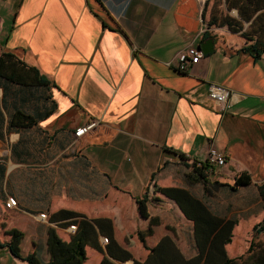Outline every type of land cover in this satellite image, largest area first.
<instances>
[{"label": "crops", "instance_id": "1", "mask_svg": "<svg viewBox=\"0 0 264 264\" xmlns=\"http://www.w3.org/2000/svg\"><path fill=\"white\" fill-rule=\"evenodd\" d=\"M209 4L0 0V50L35 66L49 81L50 98L34 107L40 113L34 124L19 127L7 124L13 107L0 101V244L8 239L5 230L16 229L20 252L37 255L38 249L46 260L47 229L67 241L76 229L72 221L86 220L101 252L85 247V254L108 258L110 234L130 255L126 261L142 262L162 238L188 259L197 253L192 224L156 192L173 187L212 215L236 220L224 250L228 257L245 255L241 241L255 240L260 233L253 237L252 227L264 218L257 190L264 179V52L244 50L251 42L225 27L200 32V18L208 26ZM207 38L211 50L199 49L195 64L176 71L175 53ZM209 84L233 93L223 110L207 95ZM91 120L95 126L75 138V128ZM210 144L225 162L207 176L206 192L187 174ZM241 172L250 182L236 187ZM146 187L147 198L158 200L146 202L144 218L135 199ZM59 211L76 216L50 219ZM0 250L9 253L5 245Z\"/></svg>", "mask_w": 264, "mask_h": 264}, {"label": "trees", "instance_id": "2", "mask_svg": "<svg viewBox=\"0 0 264 264\" xmlns=\"http://www.w3.org/2000/svg\"><path fill=\"white\" fill-rule=\"evenodd\" d=\"M228 8H236L241 20L258 22L264 18V0H224ZM207 4V1L205 2ZM259 11V12H258ZM217 11L210 9L207 14L206 24L225 26L233 33H238L246 41L251 43L244 47V50H254L255 52H264V40L256 39L251 33L242 30L240 21L232 20L224 15L218 18ZM258 12L254 17L253 15ZM253 17V18H252ZM259 26L256 31L261 30ZM49 81L40 73L35 66L28 65L21 59H18L14 53L0 50V88L2 90L1 104L7 103L13 107V111L7 119L9 126H30L35 123V116L39 115L37 110L32 108L26 110L19 105L26 102L28 97H34L36 89H40L42 99L46 104L50 102L48 88ZM8 101H7V99ZM49 111L44 110L45 115ZM204 164L195 165V161L190 164V171L187 174L191 182H200L203 189L209 192L207 186L210 185L205 173ZM250 182L248 174L241 172L234 177V186H245ZM213 186L222 185L213 183ZM230 190L233 186L228 187ZM258 195L264 206V179L257 185ZM157 194L172 201L184 219L192 224V237L197 249V253L186 259L174 249L166 238H162L154 247L149 248V253L142 262L132 260L131 264H264V245L255 243L253 238L248 241L245 255L237 257H228L225 253L224 246L231 241V232L236 224L234 219H222L212 215L205 206L197 199L193 198L187 191L180 188L160 187L156 190ZM147 187L143 196L135 199L136 209L141 217L147 218L146 202L149 200H158L156 196L147 198ZM76 216L70 211H59L54 216L69 218ZM76 229L65 242L61 240L53 228L46 231V260H40L34 253L22 254L19 249L21 233L16 229L4 231L8 237L7 241L0 244L5 245L9 253L26 264H82L86 260L85 247H90L97 252L101 249L97 241V232L93 225L86 220H73ZM96 222V221H95ZM154 221L149 220L146 234L150 233V227ZM253 237L262 233L264 236V218L252 227ZM142 234H139V240L143 243ZM105 252L108 258L117 261H126L130 255L120 248L111 235L107 236ZM104 256V255H103ZM106 257V256H105ZM110 261V260H109ZM113 264L112 261H110ZM99 264H105L99 262Z\"/></svg>", "mask_w": 264, "mask_h": 264}, {"label": "rangeland", "instance_id": "3", "mask_svg": "<svg viewBox=\"0 0 264 264\" xmlns=\"http://www.w3.org/2000/svg\"><path fill=\"white\" fill-rule=\"evenodd\" d=\"M210 9H215L217 11L216 13H217V16L219 19L222 18V16L226 15L232 20L240 21L242 30L249 31L251 33L250 35H253V36L255 35L254 37L256 39L264 40V18L259 19L258 22H252V23H251V20H252L251 18L248 21L241 20L238 16L237 9L236 8H228L226 6L224 0H210V4L208 6V11ZM258 12H256L253 15V17ZM210 26L213 28L225 27V26H218V25H210ZM259 26H262L263 29H262V31L259 30V32H258V30L256 31V29H258ZM42 94H44V93H41L40 89H36L34 92V97H32V98L28 97L26 102H24L23 104H20L19 106L21 108H25L26 110H31L34 107H38L40 104L44 103V100L42 99V96H43ZM224 193H225V195H227V193L230 194L227 188L224 189ZM0 217H1V214H0ZM176 230H178V229H176ZM0 234H1V230H0ZM248 239H249V235L247 237H244L242 241L239 240L242 242L243 247H245L247 245ZM174 240H175V243L181 249L184 248L183 243H185V241L180 240L178 238V236ZM254 242L264 245L263 234L260 233L259 235H257ZM184 251H186V250H184ZM36 254H37L36 255L37 258H39L40 260H43L44 256H42L40 254V250L37 249ZM134 258H140V257H134ZM12 261H15V262H12ZM99 262H104L105 264L111 263L107 257H105L101 254H98V253L94 252L93 250L91 252L89 249H86V261L83 264H99ZM129 263H130V261H126L123 263L115 262L113 264H129ZM0 264H26V263L20 262V260H16V259L13 260L8 252L6 253L4 250L3 251L0 250Z\"/></svg>", "mask_w": 264, "mask_h": 264}, {"label": "built area", "instance_id": "4", "mask_svg": "<svg viewBox=\"0 0 264 264\" xmlns=\"http://www.w3.org/2000/svg\"><path fill=\"white\" fill-rule=\"evenodd\" d=\"M199 21L202 25L200 32H205L206 30H208L209 26H205L201 18ZM200 56L201 54L199 52V49L191 44H188L175 53L174 69H176V71L178 72L185 73L191 65L195 64L198 61ZM206 93L219 108V110H223L227 106V103L230 101V97L233 95L231 91L217 84H209L207 86ZM95 124V121L91 120L83 125L78 126L73 132L74 137L77 138L81 136L86 131L92 129ZM224 162V153L210 144L206 149L204 159L202 161H195V165L199 166L200 164H204L206 167L205 173L209 175L211 174L213 169L221 167ZM262 168L264 171V163L262 165Z\"/></svg>", "mask_w": 264, "mask_h": 264}, {"label": "water", "instance_id": "5", "mask_svg": "<svg viewBox=\"0 0 264 264\" xmlns=\"http://www.w3.org/2000/svg\"><path fill=\"white\" fill-rule=\"evenodd\" d=\"M212 47V39L207 38L202 43L197 45V48L201 50L203 54L208 53Z\"/></svg>", "mask_w": 264, "mask_h": 264}]
</instances>
